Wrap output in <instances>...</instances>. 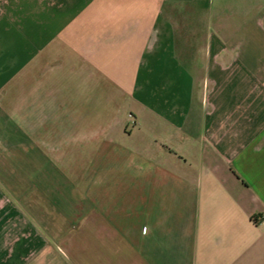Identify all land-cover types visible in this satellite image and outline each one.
I'll return each instance as SVG.
<instances>
[{"label":"crops","instance_id":"0c3cea01","mask_svg":"<svg viewBox=\"0 0 264 264\" xmlns=\"http://www.w3.org/2000/svg\"><path fill=\"white\" fill-rule=\"evenodd\" d=\"M0 264H264V0H0Z\"/></svg>","mask_w":264,"mask_h":264},{"label":"built area","instance_id":"2783aa9c","mask_svg":"<svg viewBox=\"0 0 264 264\" xmlns=\"http://www.w3.org/2000/svg\"><path fill=\"white\" fill-rule=\"evenodd\" d=\"M129 119H130V123H131L132 125H134V124H135V117L133 116L132 113H129Z\"/></svg>","mask_w":264,"mask_h":264}]
</instances>
